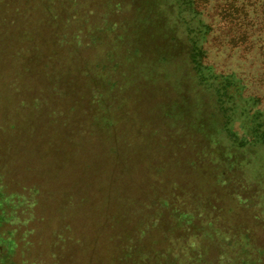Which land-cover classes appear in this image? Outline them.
I'll use <instances>...</instances> for the list:
<instances>
[{
  "label": "rangeland",
  "instance_id": "obj_1",
  "mask_svg": "<svg viewBox=\"0 0 264 264\" xmlns=\"http://www.w3.org/2000/svg\"><path fill=\"white\" fill-rule=\"evenodd\" d=\"M103 1L77 0L70 19L60 13L55 45L44 12L33 14L50 39L37 60L26 19L3 16L0 264H122L124 233L152 205L159 220L131 246L161 256L169 244L188 261L183 244L161 234L168 199L171 209L217 207L203 216L231 232L203 237L209 264L242 232L254 247L236 245L234 258L264 264V0H151L149 24L181 43L157 72L151 34L137 32L143 20L123 11L107 24ZM134 197L143 205L125 211Z\"/></svg>",
  "mask_w": 264,
  "mask_h": 264
},
{
  "label": "trees",
  "instance_id": "obj_2",
  "mask_svg": "<svg viewBox=\"0 0 264 264\" xmlns=\"http://www.w3.org/2000/svg\"><path fill=\"white\" fill-rule=\"evenodd\" d=\"M47 1H49V3ZM59 2L61 4L60 6L63 8L62 12H59ZM76 2L77 0H6L4 2L2 11H0V24H2V22L4 21V14H8L9 10L12 11V15H21V17H24L26 19L25 23H28L27 28L24 29L23 27L24 39L33 48L31 50V53L29 54V58L31 57V60H37L38 58H41L38 48L41 45L44 46L45 43H49L50 39L43 35L42 32L40 33L39 24L32 26V24L35 23L31 22V16L35 14L38 10L44 12V24L45 26L51 27V36L54 39L53 45H55L57 43H60V41H63L60 31L63 30L64 23H62L60 13H62L64 18L70 19L68 16H66V12L68 13V15H70L69 12L73 11L71 7L75 6V4H78ZM0 3H3V1L0 0ZM102 3L106 8L105 10H107L105 12L107 16V24H109V18L111 16L115 14H120L123 11H131L133 13V16L137 19L138 24H141V21L143 20V26L141 28H137L139 30H137V32H150L152 37V45L154 49L157 50V57L155 58L154 63L151 66L152 71L157 72L158 67H162L159 66L160 64L164 66L167 63L174 62L177 57H179L181 53L176 55V53L174 54V52L181 48V43L178 39L175 38L174 31L172 30V28L170 29L162 23L160 24V26H157V24L155 25V23L149 24L148 22L152 15L155 16V12L152 9L148 10L149 5H151V0H104ZM56 6H58V8ZM145 19L147 20L146 22H144ZM107 28L110 29L108 25ZM153 28L156 29V31L153 32ZM138 33L135 35V39L138 38ZM68 36L72 38L78 37V35H74L73 33H68ZM90 39L95 42L96 36L90 35ZM123 39L124 38H118L116 40H120L122 42ZM140 50L141 49L139 48V51ZM46 61L48 62L46 68H48L51 61ZM34 69L35 68L33 67L30 71H35ZM56 75L57 73H54V75L52 76V80H55V77H57ZM56 82L58 81L56 80ZM52 84L55 85L54 82H52ZM136 201L142 200L137 199L135 197L132 198V200L127 199V201L124 202L125 211L127 205L129 204L134 205L135 207ZM164 203L166 205L165 208L169 211V220H165V222L162 224L161 234L165 237L166 241H168L171 236L172 240L180 241L183 244V251L189 252L188 261L184 260L185 258H181L180 256H178L177 258H172L174 257V253L171 245L169 244V247L167 246L169 249L164 250L166 251V253H162L161 256L160 253L156 255L153 254V256H151V251L147 252L143 244H135L134 246H131V241L133 240V242H135V237L138 234L141 238L140 240L144 239L141 237V235L145 233V227H151L150 224L152 226H155L156 221L159 220L157 219L159 218V216L153 217L154 214L157 215V212L153 209V205L149 206V210L153 211L150 215V218L146 217L145 220L140 215L138 219L139 224L135 222L134 228L131 230V232L126 231L124 233V235H127V239L130 242L127 243L125 249L119 252V255L117 257L119 258V261L122 264H209V260L206 257V254L209 252V244L205 242V239L203 237H205L206 234H208V236H212L214 234L217 235L220 233L229 234L231 232L225 227L221 228L216 225V223H220L218 218L216 219V217L203 216V212H211L217 207H208L205 205L198 204L199 206L195 208L196 210H193L192 208L191 210H186L185 208L183 209L180 207L171 209L172 202L170 199L164 200ZM138 204L142 206L143 201L139 202ZM123 216H126V214L124 213ZM239 238V241H236L235 239H229L232 243V247L230 248V250H227V247L225 245L217 246V248H220L222 251L221 256L224 255L226 258L224 260H218L216 264H258V259L251 260L249 254L247 256L249 257V259L243 258L236 260L234 258L233 254L235 252L231 251V249H233L236 245L240 247L238 249L241 251L242 249L248 251V248L249 250H252L254 247V242L250 241V237L247 234L242 232L240 233ZM198 242L199 244H197ZM210 245L213 246V242ZM250 245H253V247H250ZM237 253L239 254L238 250Z\"/></svg>",
  "mask_w": 264,
  "mask_h": 264
}]
</instances>
